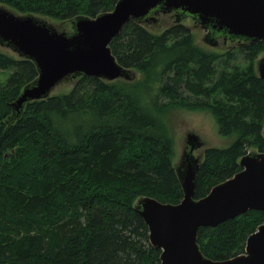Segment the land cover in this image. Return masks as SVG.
<instances>
[{
	"label": "trees",
	"instance_id": "obj_1",
	"mask_svg": "<svg viewBox=\"0 0 264 264\" xmlns=\"http://www.w3.org/2000/svg\"><path fill=\"white\" fill-rule=\"evenodd\" d=\"M117 1L0 5L71 23ZM170 15L165 25L129 20L110 42L116 62L137 78L75 77L69 92L26 103L14 120L11 105L37 70L0 52V72L9 73L0 83V264H160L134 207L143 197L171 205L183 199L163 121L171 108L209 111L218 133L235 137L225 149L204 150L194 199L239 172L242 156L264 152V82L255 69L264 41L207 51ZM262 224L264 211L248 210L200 227L196 242L204 257L227 260L244 253Z\"/></svg>",
	"mask_w": 264,
	"mask_h": 264
},
{
	"label": "water",
	"instance_id": "obj_2",
	"mask_svg": "<svg viewBox=\"0 0 264 264\" xmlns=\"http://www.w3.org/2000/svg\"><path fill=\"white\" fill-rule=\"evenodd\" d=\"M158 13H173L176 22L190 17L207 31L211 43L218 37L231 43L264 41V0H118L111 11L75 18L69 31L0 6V46L31 61L37 70L36 79L11 105L10 119H16L26 103L48 98L69 78L131 80L133 75L116 62L109 44L129 20L147 22ZM256 71L264 82V57L258 59ZM186 144L188 150L176 169L181 202L171 205L143 197L134 207L148 229L150 244L160 250V264H264V224L247 238L244 253L227 260L204 257L196 242L200 227H215L248 210L264 211V152L242 156L239 172L194 199L199 159L193 151L201 143L188 134Z\"/></svg>",
	"mask_w": 264,
	"mask_h": 264
},
{
	"label": "rangeland",
	"instance_id": "obj_3",
	"mask_svg": "<svg viewBox=\"0 0 264 264\" xmlns=\"http://www.w3.org/2000/svg\"><path fill=\"white\" fill-rule=\"evenodd\" d=\"M1 6V5H0ZM4 7V6H3ZM5 8V7H4ZM8 9V8H7ZM152 20H148L147 22L142 23H149V22H156L161 21L162 25H165L167 22L169 23V19H172L170 13H158L156 15H151ZM38 17L47 23L56 27L59 31H67L69 30L70 23L63 22L58 20H53L48 17ZM187 20H183V24L189 26L195 41L197 44L204 48L207 51H214V52H222L225 49L229 48L234 43L230 42H223L221 39L213 40L214 42L211 43L207 41V31L204 30L202 27L198 26L194 21L190 18H186ZM152 25H156L153 23ZM148 27H151L149 25ZM161 27V26H160ZM159 32V31H158ZM0 52L12 55L14 58H19L15 53H12L8 49H5L0 46ZM264 53H260L257 57L263 58ZM21 59V58H19ZM258 61V60H257ZM9 73L0 72V83H5L8 78ZM137 78V74H133V79ZM73 84L72 80H67L65 82L60 83L57 87L53 89L50 95H57L60 93H67L71 89ZM163 121L165 122L171 139H172V164L174 168L179 166L182 161V156L184 151L187 149L186 145V137L189 133H194L198 137V142H201V148L194 151V156L196 158H201L202 153L207 148H216V149H225L233 144L235 137L228 136L223 137L218 133V128L216 124V120L213 115L209 111H202V112H194V111H187L184 109L178 108H171L163 115ZM263 133H264V122H263Z\"/></svg>",
	"mask_w": 264,
	"mask_h": 264
},
{
	"label": "bare ground",
	"instance_id": "obj_4",
	"mask_svg": "<svg viewBox=\"0 0 264 264\" xmlns=\"http://www.w3.org/2000/svg\"><path fill=\"white\" fill-rule=\"evenodd\" d=\"M199 230V229H198ZM198 232V231H197ZM150 242V241H149ZM159 260H160V256H159Z\"/></svg>",
	"mask_w": 264,
	"mask_h": 264
}]
</instances>
